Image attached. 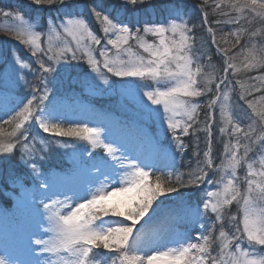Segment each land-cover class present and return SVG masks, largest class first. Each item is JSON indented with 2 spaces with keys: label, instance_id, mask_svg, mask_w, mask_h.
<instances>
[{
  "label": "snow or ice",
  "instance_id": "1",
  "mask_svg": "<svg viewBox=\"0 0 264 264\" xmlns=\"http://www.w3.org/2000/svg\"><path fill=\"white\" fill-rule=\"evenodd\" d=\"M222 3H230L237 11L250 8L258 16L264 17V0H244L243 3L222 0ZM31 4L56 6L58 15L47 18L49 30L56 27L55 21L58 20L59 27L69 35L87 32L99 45L101 40L89 31L88 21L95 17L104 25L106 37L110 32L115 34V39L107 38V44L118 52L121 45H127L130 40L142 41L141 32L151 33L160 39L158 45L140 44L144 52L152 57L147 61L142 57L138 60H111L107 58V49H100V56L105 57L102 66L107 73L120 78L119 83L130 84L140 98L139 109L123 126L125 134L115 137L103 125L89 126L86 122L68 119L67 114L57 107V100L63 99L61 89L74 94L77 89L83 88H100L102 85L112 88V82L101 72V61L90 57L88 53L80 55L79 46L75 49L66 47L57 53H52L50 47L41 48V31L31 23L36 19L35 14L25 17L21 10L14 14L11 10L0 8V13L5 17L15 15L18 19L26 20L24 31L28 39H24L22 34H17L15 38L21 44L32 46L31 55L37 57L38 64V69L31 68L28 63L21 61L15 49L0 57V97L10 91V85L28 90L15 107L5 109L0 105V112L8 116L7 120L0 117V128L3 124H14L7 142H0V170H7L10 180L21 186H24L21 176L10 165L19 163L26 170L31 198L24 201V206L33 218L26 242L29 259H13L5 252L0 253V264H60L63 254L76 257L71 264H105L106 260L116 264V259H120L122 264L125 261L126 264H217L216 258L211 256L212 245L216 242L212 236L213 228L216 222H221L220 237L226 236L223 231L226 218L224 206L236 201L239 191L233 180L229 179L223 194L206 193L207 197H220L215 202L204 196L185 199L181 192V189H187L194 193L203 184L214 183L209 179V170L214 168L212 137L216 106L222 95L227 99L224 90L231 84L228 74L235 70L228 51L220 47L216 40L217 29L208 20V0H199L198 4L193 5V11L199 8L202 20L199 26L192 24L191 27L185 19L188 11L182 0H31ZM220 7V3L216 4L217 9ZM155 14H160L161 19H151ZM40 21V28H43V16ZM212 23L219 24L221 21ZM198 27L201 31L206 27L204 44L215 46L217 55L223 59L221 68L217 70L222 75H217L214 80L210 78L203 86L199 77L205 74L201 67L205 54L195 56V52L199 51L196 48ZM166 33H171L173 37L179 36L180 39H173L169 44ZM236 43H240L238 34ZM161 47L163 51H160ZM37 53H43L47 61L40 59ZM171 63H175V70L168 67ZM211 63L212 56L209 55L207 64ZM193 64L196 65L195 71L191 67ZM245 67L252 68L255 65ZM26 68L35 76V82L27 79V73L23 71ZM148 77L157 83L160 78H166L176 84L166 90L142 91V85L130 79ZM259 79L264 80V76ZM250 91L264 92V88L253 87ZM180 95L207 98L203 120L206 127L203 130L200 128L196 101L181 102ZM239 99L244 101L246 108L237 105L229 120V128L219 129L229 136L230 142L225 147L231 153L227 166L233 169V175L240 164L238 149L242 146L247 155L256 143L253 137L257 132L261 133L259 146L264 149V111H257L254 101L247 96L241 95ZM177 109H183V114L187 116L183 124L174 121ZM13 112L14 115L11 114ZM150 120L166 125L162 127V132L169 140V148H164L144 133L142 122ZM33 127L38 129L37 135L41 132L46 134L40 136L44 147L38 153L35 149L29 150V140L34 143L37 138V135L31 134ZM201 131L207 134V149L202 151L203 159ZM183 137H194V146L192 142L185 143ZM233 139L235 143H231ZM74 141L85 143L77 144ZM99 148L103 149L102 153L97 151ZM190 148L192 157L187 165L188 170L186 173L180 172L176 167V153L186 155ZM59 149L64 150L61 154L65 156L69 155L67 150L71 149L76 164L74 175L63 184L55 182L52 165L55 150ZM17 153L19 160H15ZM168 157L170 162H165ZM150 177H155V181ZM173 195L176 200L169 219L173 225L183 223L195 230L196 242H190L185 234H178L177 239L165 241V246L167 243L175 245L167 251L155 247L149 249L151 255L145 252L128 257V252L134 249L140 251L141 245L161 243L157 236H147L142 230L156 222V214L163 203L161 198L167 200ZM243 199L248 205L249 198L245 196ZM209 213L215 216L211 225L207 223ZM249 215L251 212L246 207L243 234L247 237L251 254L255 256L260 251L261 256L259 259H247L243 264H264V249L255 248L256 245L264 246V227H255V221H250ZM234 219L228 217L227 222L231 223ZM232 239L239 251L241 237L233 234ZM227 247L223 245L221 251ZM101 248L103 252L95 251ZM233 264H240V261L234 259Z\"/></svg>",
  "mask_w": 264,
  "mask_h": 264
},
{
  "label": "rangeland",
  "instance_id": "2",
  "mask_svg": "<svg viewBox=\"0 0 264 264\" xmlns=\"http://www.w3.org/2000/svg\"><path fill=\"white\" fill-rule=\"evenodd\" d=\"M28 3H30V6L28 5V10L30 11L34 10L35 12L36 19L31 21V23L36 25L37 30L40 29V24H41L40 17L41 16L44 17L43 28H41V38H40L43 47H45L46 49L50 47L52 53H57L63 50L66 47L65 44L68 43L67 41L70 40L69 38H66V34H67V36L72 37L74 40H76L77 47L79 46V48L82 50L83 53V54L80 53V55H84L85 53H88L90 57L101 61V72L104 73L108 77L109 81L112 82L113 84L112 88H108L105 85H102L100 88H95V87L83 88L82 89L83 93L80 92L81 89H77L76 92L74 93L75 96L80 95L81 96L80 99L84 100L85 102L78 103L79 101L74 98L73 100L58 99L57 100L58 109L63 112L75 110V114L74 112L67 114L68 119L74 121L77 118L76 113L79 112V110H84V113H88V115L91 116L92 111L90 106H92L93 103L92 101L99 102L104 107V109L107 110L104 111L105 113H108V115H106L105 117L106 118L105 121L109 123L110 126L109 129L111 130L113 136L120 137L123 134H125L126 129L123 126L117 128V126L114 125L116 122H114L113 114L111 112L120 110L118 112H120L121 114H125L126 116L133 118V114L140 107V103H139L140 98L136 95L134 88L130 84L119 83L118 79L120 78H117L115 76H112L110 73H107V70L104 69L102 66V61L105 59V57L100 56V49L106 48L107 58L111 60H124V61H127L129 59L138 60L139 58L142 57L145 61H147L152 57H150L148 53L144 52V49L140 46V44L150 43L153 45H158L160 37L155 36L151 33L144 34L143 32H141L140 35L143 38L142 41L138 42L137 40H130L127 45H121V49L118 52L117 49L114 48L112 45L107 44V38L115 39L116 38L115 34L110 32L106 37L105 33L103 32L104 25L102 24V22L97 21L95 17H91L90 19L93 23L92 29H95V33L93 35H95L97 38L101 40V43L95 48V53H99L97 54L98 57H95L93 49L90 48L89 50V47L86 43L85 37L86 36L90 37L87 32H77L75 33V35H69L67 32L64 31L63 28L59 27L58 20L55 21L56 27L52 30H49L47 18L49 16L55 18L58 15L56 11V6L51 5L50 7H45L46 9L48 8L49 10L48 9L43 10L40 9V6L32 5L30 0ZM182 3L186 6L188 12H191L193 10V5H196L195 3L192 2V0H182ZM211 3L214 4V7H216V4L218 3H220L222 6V0H211ZM50 10H52L51 13L44 15V13L46 14L47 12H50ZM198 13H200V11ZM156 15L157 14L153 15L151 19L157 20L158 18H161L160 14H158V18ZM246 15L247 13L245 14V16ZM229 17L233 20H235V18H237V20L239 19L238 13L236 12L233 16H229ZM147 18L148 17H145V19ZM200 18L202 19L201 13H200ZM185 19L189 21V27H191L193 24V23L190 24L191 19H188V16L185 17ZM250 21L252 23V19H250ZM251 23L249 25H251ZM13 25H15V27L17 28H20L21 30L23 29L25 30L24 26L26 27L27 22L25 24H21V23L18 24L17 21ZM140 27L142 28L143 25H141ZM24 30L23 33L25 35V39H28V34ZM165 35L168 38L169 44H171V41L173 39L177 41L180 39L179 36L173 37L171 33H166ZM199 36L201 37V35ZM203 41H204L203 38H201V41L199 38H197L196 48L199 49V51L195 52V56L197 57L201 56L202 53L205 54L204 63L203 65H201L202 70H204L205 74L199 77V81L202 86L205 85L210 78L214 80L217 75H222V73H219L217 70H219L223 64V59L221 56L218 55L220 59H222V61L220 60L221 62L220 61L216 62L214 60L215 57L213 58V54L217 55L215 46H212V49L209 50L208 49L210 48L209 45L204 44ZM9 42L5 41L4 43L0 44V57L6 55L9 50L15 49L14 44L20 46V48L22 49L21 45L15 42L14 40H10ZM251 42L252 41L249 40V43ZM219 43L220 42H218V44ZM220 47L228 51V55L231 57L230 62L235 66V70L230 71L228 74L229 79L231 80V84L227 89L224 90L227 99H225L224 96L222 95L220 103L216 106V108L218 107V113L217 115H215V126L213 127L212 155L213 158L218 157L219 162H214V168L209 170V179H212L214 183L203 184L201 186L200 191L202 193V196L209 199L211 202H215L220 197L217 196L207 197L206 193L210 191L213 193L219 192L223 194V190L227 185L228 180L232 179L234 185L239 191V195H241L242 197L247 196L249 198L248 205H245L244 199H241L232 206L230 205L224 206V212L226 213V218L225 221L223 222V231L226 233L225 237L223 238L220 237L221 222H216V225L213 228V232H212V236L215 238L216 242L214 245H212L211 256L216 258L217 264H233L234 259L240 261V264H243V261L247 259H252V258L259 259L261 256L260 251H257L255 256L251 254L247 237L243 233H244V218H245L246 207L251 212V215H249L248 217L249 220L255 221V227L257 228L262 227L259 226V222L261 219L259 218L260 215L257 209L259 208L258 206L260 205L264 206V149H261L259 147V150H257L256 153H247L246 155L244 152V148L241 146L240 148H242L243 151H237V157L240 158V164L235 168V175H233V169L227 166V161L230 158L231 153L230 151L226 150L225 147V145L229 144L230 142L229 136L226 133H221L219 129L221 127L227 129V127L229 126V120L232 118L233 115V112L230 110V105L233 106V102L230 98L231 89H236L239 90L240 92L244 91L245 95L251 92V94L253 95L251 99L254 101L256 109L257 108L261 110L264 109V99H262V97H264L263 93L260 91H250L253 89V87H255V89H257L258 86L263 87L262 85H264V80H261L259 78L264 75L254 74L253 71L252 72L246 71L244 72V74H242L243 70H241V65L243 63L240 60V56H238L237 54L231 51V48H229V44L220 45ZM160 51H163L162 47L160 48ZM209 55H212L211 65L207 64ZM85 58L87 59V57ZM168 67L172 70H175V63L169 64ZM191 67L193 71L196 70L195 64H193ZM27 69L28 68L23 69V71L26 73ZM27 79L31 82H35V76L32 73L30 75L27 74ZM130 79H135V78H130ZM145 80H146V84L141 83V81L139 80V84L142 85V91L166 90L167 87H172L175 86L176 84V82L169 81L166 78H160L159 83H157V81H154L150 77L145 78ZM136 82H138V80ZM233 86H239L240 88H234ZM9 88H10V92H17L18 94H20V96L23 94L25 96V94L28 91L27 89L15 88L12 87L11 85L9 86ZM62 90L63 89L60 90V94L63 96V98L71 94V92H67V91L63 92ZM142 91H141V95H142ZM21 97L23 99V96ZM7 99H10L8 95L0 97V105L6 107ZM203 99L206 100L207 98H203ZM179 100L181 102L186 100H195L198 105L197 112L203 108L201 111L198 112L199 114L201 113L198 116V119L201 121L200 128L203 130L206 127V124L203 122L204 111L206 106H204L203 103L202 104L200 103L201 104L200 106L199 105L200 101H197L198 98L183 97L182 95H180ZM112 106L114 107L112 108ZM235 107L236 105L233 106V109ZM160 109L161 111H163V105L160 106ZM185 120H187V116L183 114V109H177V114L174 116V121H178L180 124H183ZM149 122L152 125H156L157 127L156 129L158 130L156 131V133H158L159 137L160 135H162L163 139L161 142L164 143L163 147L166 149L169 148L170 147L169 140L165 138L162 132V127H166V125L162 126L159 121H155V120H150L147 123L149 124ZM159 132L161 133L159 134ZM200 137H201L200 149L201 151H203L207 149V134L201 131ZM71 139L72 138H57V140H71ZM190 139L194 140L195 142L194 137H190ZM254 141H256V143L253 144L252 146L253 150L256 149V144H259L258 139H255ZM0 142L6 143L7 140H2ZM37 142L41 145V147H44V145L41 144L40 142V136L37 137ZM231 143H235V140L234 139L231 140ZM32 146L33 143L29 142V150L32 149ZM67 151L69 152V156L73 157V155L71 154L72 150L68 149ZM163 159L164 158L162 157V160ZM176 160L178 161L177 157ZM165 162H170V157H168ZM193 166H195V163ZM54 180L57 184H63L68 180V178L62 181H59L61 180L59 178L56 179L54 178ZM249 181H251V190L249 189ZM19 193L20 194L17 196L13 195V199H14L13 205L17 208V210H20L26 214V216L20 220L21 224L23 225V229L19 231L18 230L19 225L12 218L7 220L0 219V253L7 252L13 259L18 256L19 258H17V260L18 259L27 260L29 259V257L26 252V242H27L28 233L32 228L33 218L31 212L24 206V201L26 199L31 198V193L30 192H19ZM183 195L185 199H192L194 197V193L190 194L189 192L184 193ZM174 197L175 195L170 197V199L172 200ZM175 200L176 198L172 200L171 206L168 208L162 203L156 214V222L150 223L149 225L145 226V228L142 230L143 234L147 236L155 235L157 236V238H159L160 235H163V237L160 239L161 240L160 244L144 246L143 254L146 252L148 255H151L152 253L151 251H149L150 248L159 247L160 250L167 251L169 247H175V245L172 243H167L165 246V241H171L177 239L178 234H185L188 236L190 242L192 243L196 242L195 230H192L188 225L183 223L175 224V225L171 223V220L169 219L170 210L173 208ZM60 210L65 211L64 208H61ZM65 214H67L66 211ZM209 217L210 218L208 219L207 223L211 225L213 220L215 219V216L214 214L209 213ZM228 217H234L235 219L231 223H229L227 222ZM165 223L166 225H164ZM238 226H240V228ZM169 228L173 229V231H167V229ZM237 228H239V231H237ZM233 234L237 237H241L239 241L241 246L239 251H237L235 247V241L232 239ZM201 243L203 242L201 241ZM225 244L228 245V247L225 248L223 251H221L222 246ZM255 248L257 250H261L264 249V246L256 245ZM143 254L136 252V250L134 249L133 251L128 252L127 256L131 257L133 255H143ZM191 257L192 254L190 253L189 258ZM75 258L76 257L74 255H69V257L63 256V260L60 262V264H64V262H68V264H70L71 261L74 260ZM105 264H111V260H106ZM116 264H122V261L120 259H116ZM124 264H126V261L124 262Z\"/></svg>",
  "mask_w": 264,
  "mask_h": 264
},
{
  "label": "trees",
  "instance_id": "3",
  "mask_svg": "<svg viewBox=\"0 0 264 264\" xmlns=\"http://www.w3.org/2000/svg\"><path fill=\"white\" fill-rule=\"evenodd\" d=\"M28 2L29 0H0V8L11 10L14 14L16 13L17 10H21L24 16L27 17V16H31L35 14L34 10L33 11L28 10V5L30 6V3ZM192 2L195 4H198L199 0H192ZM237 2L243 3L244 0H237ZM45 7H50V5H42L40 6V9L47 10L48 8L46 9ZM206 11L208 13V20L211 26L217 29L216 40L220 42L219 45L229 44V48H231V51L237 54L238 56H240V60L243 63L241 65V70H243L242 74H244V72L246 71L247 72L253 71L254 74H259V73L264 74V22H262V20H264V17L258 16L257 13L251 11L250 8H244L242 11H237L234 7L231 6L230 3H222V6L219 9H217L216 7H214V4L211 3V0H208V6L206 7ZM198 12H199L198 8H196L195 11L192 10L191 12H188V19H191L190 24L193 23V24H197L198 26L200 25L202 19L200 18V13ZM235 12L238 13V18H239L238 20L237 18L233 20L229 17V16H233ZM246 13L247 15L245 16ZM250 19H252V23ZM17 21H18V24L26 23V20L18 19L15 15L5 17L2 13H0V44L4 43L5 41L9 42L10 40H14L15 42L19 43L22 49L20 48V46L14 43L12 44H14L19 49L18 53H20L23 58H26L25 61L31 66V68L38 69V64L36 63L37 57H33L31 55L32 46L21 44L15 38L17 34H22L23 38L25 39V35L23 33L24 29L21 30L20 28H17L15 27V25H13ZM89 21H90L89 28H91L93 23L91 19ZM213 21H221V23L219 24L212 23ZM250 23L251 25H249ZM24 28L26 27L24 26ZM196 32H197L196 36L197 38L200 39V41H201V38L204 39V37L207 36L206 27L203 29V31H201L200 28L198 27ZM253 33H255V35H253ZM237 34L240 40L239 44L236 43ZM199 35H201V37ZM85 39L89 47V50L90 48L94 49L96 47V44H93L94 41L90 43V40H91L90 37L86 36ZM209 40H210V37H209ZM249 40H251L252 42L249 43ZM67 42L68 43L65 44L66 47H71L74 49L77 48L76 42L75 44L73 41H70V40H68ZM39 44L41 48L46 49L45 47H43V44L41 41H39ZM259 44H262V45H259ZM80 53L83 54L81 49H80ZM37 56L40 59L47 61V57L43 55V53H37ZM246 65H255V67L246 68L245 67ZM85 67H86V64H85ZM236 88H240V87L237 86ZM62 91L64 92L65 90L63 89ZM206 102L207 101H205V103ZM242 103L244 107H246V104H244L243 100H241V103H236L234 101L233 104L235 106V105H240V104L242 105ZM94 104L96 106V103ZM202 109H200L199 111H201ZM16 110H18V108ZM257 111H264V109L261 110L257 108ZM11 114L14 115V112ZM7 119H8V116H5V118H3V120H7ZM13 127H14V124L12 125L3 124L2 125V128H0V141L8 140L9 133L12 131ZM37 132H38L37 128L33 127L31 129L32 135H37ZM43 135H46V134H43L41 132L39 133V135H37V137L43 136ZM260 135L261 133L257 132L256 136L253 137V140L258 139ZM183 138H185L189 142H192L194 146V140H191L190 137H183ZM29 142L33 143L31 139L29 140ZM37 144L39 143L37 142V138H36V141L33 143L32 149L36 150ZM259 147H260L259 144H256V149L253 150L251 148L248 153H256L257 150H259ZM238 151H243V150L242 148H239ZM62 152L63 150H60V149L55 151L54 158H55V155L58 156L59 153L61 154ZM176 155L178 157V162L176 165L177 169L180 172L186 173L188 170L187 165L189 164L190 158L192 157L191 148L186 155H182L180 153H176ZM201 159H203L202 151H201ZM15 160H19V153H17ZM53 160H52V165H54ZM63 160H65V158H63ZM213 160L214 162H219L218 157L213 158ZM192 163L194 165L195 161L193 160ZM10 167L12 169H15V171L21 176V179L23 180L24 185H30V180L28 179L26 175V170L22 167V165L14 162L12 165H10ZM150 179L152 181H155V177H150ZM18 186H20L19 183H13L10 180L7 170H0V207L10 208V206L12 205L13 194L17 192L19 188ZM185 191H189V190L181 189L182 193ZM161 199L165 202V201H168L170 198L167 200H164L163 198ZM241 199H243V197L239 195L237 197V200L233 201L229 205L232 206L233 204L237 203ZM258 207L259 208L257 209V211L260 215L259 218L261 219L259 222V226L264 227V221H262V216H264V206L260 205ZM238 227L240 228V226Z\"/></svg>",
  "mask_w": 264,
  "mask_h": 264
},
{
  "label": "bare ground",
  "instance_id": "4",
  "mask_svg": "<svg viewBox=\"0 0 264 264\" xmlns=\"http://www.w3.org/2000/svg\"><path fill=\"white\" fill-rule=\"evenodd\" d=\"M164 225H166V223H165ZM136 252H139V253H142V254H143V252H144V246L141 245V246H140V251H136Z\"/></svg>",
  "mask_w": 264,
  "mask_h": 264
}]
</instances>
